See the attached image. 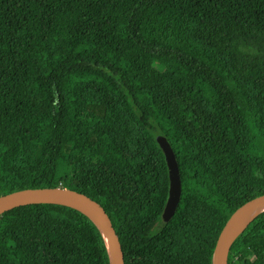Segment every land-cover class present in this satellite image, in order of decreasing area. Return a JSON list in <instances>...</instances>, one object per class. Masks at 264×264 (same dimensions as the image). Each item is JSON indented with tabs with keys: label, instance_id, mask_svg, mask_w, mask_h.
Masks as SVG:
<instances>
[{
	"label": "trees",
	"instance_id": "obj_1",
	"mask_svg": "<svg viewBox=\"0 0 264 264\" xmlns=\"http://www.w3.org/2000/svg\"><path fill=\"white\" fill-rule=\"evenodd\" d=\"M176 154L181 197L161 221ZM98 202L124 264H212L231 213L264 192V0H0V196ZM0 264H110L83 212L0 214ZM228 264H264V211Z\"/></svg>",
	"mask_w": 264,
	"mask_h": 264
},
{
	"label": "water",
	"instance_id": "obj_2",
	"mask_svg": "<svg viewBox=\"0 0 264 264\" xmlns=\"http://www.w3.org/2000/svg\"><path fill=\"white\" fill-rule=\"evenodd\" d=\"M163 152L168 173V196L160 218L167 223L175 213L181 197V177L176 154L166 136L155 137ZM38 203L65 205L86 214L99 228L109 255L110 264H124L121 242L105 209L87 195L64 187H40L16 190L0 196V214L13 208ZM259 210L244 226V216ZM264 211V192L237 207L229 216L216 239L212 264H228L230 248L238 234L260 212Z\"/></svg>",
	"mask_w": 264,
	"mask_h": 264
},
{
	"label": "bare ground",
	"instance_id": "obj_3",
	"mask_svg": "<svg viewBox=\"0 0 264 264\" xmlns=\"http://www.w3.org/2000/svg\"><path fill=\"white\" fill-rule=\"evenodd\" d=\"M257 212H259V210H253V211H251V212H248V213L244 216V218H242V219H243V222H242L241 226H244V225L246 224V222H248V220H250L251 217H252L253 215H255Z\"/></svg>",
	"mask_w": 264,
	"mask_h": 264
}]
</instances>
